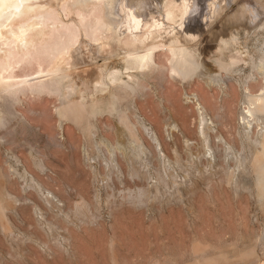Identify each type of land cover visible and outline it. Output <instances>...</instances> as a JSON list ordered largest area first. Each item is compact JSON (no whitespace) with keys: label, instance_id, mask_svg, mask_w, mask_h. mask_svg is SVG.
<instances>
[{"label":"rangeland","instance_id":"374dc122","mask_svg":"<svg viewBox=\"0 0 264 264\" xmlns=\"http://www.w3.org/2000/svg\"><path fill=\"white\" fill-rule=\"evenodd\" d=\"M89 2L43 0L17 17L44 13L52 17L35 27H75L80 14L98 12ZM168 2L165 8L171 6ZM157 5L161 15L164 10ZM194 26L197 66L190 76H172L169 55L161 46L154 50L152 68L125 69L120 54L105 67L122 68L127 82L105 93L106 97L93 93L91 70L72 75L77 84L70 97L75 108L65 112L62 128L54 110L57 95L26 96L15 108L4 101L11 109L0 112V119L8 120L0 125V264H264V195H258L254 158L264 142L259 139L262 125L255 117H250V125L239 121L243 107L238 88L246 80L253 90L264 84V14L251 27L231 25L222 31L216 24L214 31L199 22ZM209 79L226 81L228 93L208 85ZM227 79L231 84L234 80L232 87ZM184 90L197 92L212 118L213 123L204 126L215 153L212 162L203 155L198 112ZM17 111L25 115V122L21 123ZM120 114L125 115L136 142L142 141L151 154L149 163L140 153L131 164L118 155L122 182L106 166V147L101 146L98 155L92 142L97 131L116 136ZM171 122L180 131L168 129ZM144 125L159 136L169 168L157 158ZM218 133L223 139H217ZM185 137L193 144H185ZM40 139H47L48 147L34 146ZM28 140L32 147L25 144ZM83 145L94 153V161H85ZM150 174L160 179L156 188L147 187ZM31 176L53 191L58 202L40 193ZM102 177H108L106 186L98 184ZM136 186L143 187L141 201L126 198L127 189Z\"/></svg>","mask_w":264,"mask_h":264},{"label":"bare ground","instance_id":"6f19581e","mask_svg":"<svg viewBox=\"0 0 264 264\" xmlns=\"http://www.w3.org/2000/svg\"><path fill=\"white\" fill-rule=\"evenodd\" d=\"M80 1L86 2L87 0ZM168 1L92 0L89 3L98 7L97 13L95 12L91 16L90 11L88 12L89 15L87 13L83 15L80 14L78 9V13L81 16H76L79 21L77 20V24L72 25L75 27H70L69 24V27L63 29L46 30L42 26L35 27V25L41 23L45 17L47 19L51 18V15L47 17L44 13H41L26 19L17 17L22 16L23 13L31 10L39 2H43V0H0V112L8 110L7 108L11 106V108H15L14 104L26 96L37 99V97L43 94L46 97L47 95L54 94L59 99V103L54 107V110L60 119L58 126L62 128L64 122L67 120L64 116L65 112L74 110L75 108L74 100L70 99L71 93L75 91L74 87L77 85L74 86V82H76L72 76L74 73L91 70L89 82L92 84L93 93H95V96L99 93L98 96L106 97L105 93H110L111 89H121V85L127 82L122 79V68L119 69L116 66H112L111 68L105 67L109 62L115 61L117 56L122 54L121 58L124 60L125 69L132 67L142 69L146 67L152 68L154 67V50L161 46L167 50L169 55L172 76L179 74L187 75L188 77L197 66L195 64V57L197 56V50L195 49L197 28L194 26L196 23L210 25L211 28L218 24L221 27H218V29H222L223 31V27L225 26L227 28L231 25L251 27L259 24L264 14V0H170L171 6L165 8L167 3L169 5ZM157 4L164 10L161 15ZM215 29L217 31V28L214 27V31ZM220 42L225 43L226 40L222 38ZM117 46L118 48H116ZM100 58L103 59L102 62H99ZM261 73L263 79L264 69ZM130 74L132 73L129 72L128 76ZM250 75H248V79ZM252 78L253 76L250 77L251 80ZM258 80L256 79L255 81ZM246 81H241L238 85L242 100L237 98L241 100V107H243L239 112V121L244 123L243 125L246 123L250 125V117H255L262 125L260 129L262 134L259 139L264 140V84L262 85V82L261 86L253 90L251 84ZM227 83H230V81ZM207 84L217 85L218 87H216L224 95L228 93L226 81L223 83V80L216 79L215 81L209 79ZM232 84L230 85L231 87ZM66 87L67 89L64 92L63 90ZM184 97L187 101L195 103L199 116V134L203 140V155L207 157L209 162H212L215 158V153L210 146L209 136L206 134L204 127L206 123H213L212 118L208 115L206 107L198 99L197 92L184 90ZM6 100L11 104L10 107L5 105L4 101ZM258 111L262 112L263 116L258 115ZM19 114L22 119L21 123L25 122V115L22 112H18ZM138 117L141 118L140 115ZM118 118L119 122L115 127L117 135L111 138L97 131V134L95 133L96 135L92 136V142L94 143L92 144L96 148L95 151H97L98 155H100L102 147H106L108 150L106 152L109 155L107 162H105L106 166L114 169L118 180L122 182L124 174L121 165L117 161L118 155L131 164L133 158L137 157L140 153L144 155L147 162L151 158V154L148 147L142 141L136 142L137 139L134 137L133 132H131L129 124L125 122V115L120 114ZM7 121L4 118L0 119V125H5ZM176 124L175 122H171L168 129L171 130V127L176 129L177 127V130H179ZM118 125L121 128H118ZM209 129L216 130L213 126H210ZM125 130L126 135L124 134ZM144 130L152 138L159 156L157 158H160L163 165L169 168L170 163L159 136L154 133L149 125H144ZM168 132L167 137L170 139L171 134ZM123 136L124 139L127 138L126 143L122 139ZM217 139H223L220 133L217 134ZM185 141V144H193V140L188 137H185ZM225 146L228 145L225 143ZM82 148L85 158L81 155L85 161H94L95 157L92 156L94 153L91 155L85 145ZM254 158L257 164L256 171L259 180L258 187L260 188L258 195H264V142H261V148L256 150ZM131 173L130 177L133 178L134 174ZM153 175L150 174L146 177L147 187L156 188L159 184L160 179L155 174ZM184 178H182V181ZM31 180L40 193L43 192L45 197L58 202V198L52 193L53 191L45 189L32 176ZM98 184L106 186L108 184V177L106 179L103 177L98 179ZM142 190L143 187L139 186L127 189L126 198L136 200ZM96 192H99L98 187L96 188ZM121 192L122 190H118V193ZM263 245L261 248L264 247ZM254 259L258 260V258ZM250 264H252L251 261Z\"/></svg>","mask_w":264,"mask_h":264},{"label":"crops","instance_id":"0c3cea01","mask_svg":"<svg viewBox=\"0 0 264 264\" xmlns=\"http://www.w3.org/2000/svg\"><path fill=\"white\" fill-rule=\"evenodd\" d=\"M25 144L27 145V147L33 146L32 145L33 143L31 140L25 141ZM48 144H49V141L47 139H40L34 146L43 148V147H48ZM27 164H28V167L31 168L32 170L34 171L36 170L35 166L31 162H27Z\"/></svg>","mask_w":264,"mask_h":264}]
</instances>
